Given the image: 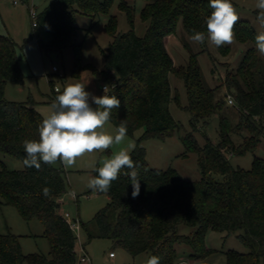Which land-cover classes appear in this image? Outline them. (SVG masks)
I'll use <instances>...</instances> for the list:
<instances>
[{"label": "trees", "instance_id": "16d2710c", "mask_svg": "<svg viewBox=\"0 0 264 264\" xmlns=\"http://www.w3.org/2000/svg\"><path fill=\"white\" fill-rule=\"evenodd\" d=\"M110 1L100 4L96 0H50L36 14V26L32 28L34 33L44 30L50 34L43 47L51 54L71 48L73 76L83 68L89 69L97 80L109 85V94L121 101L120 108L112 110L108 121L115 129L121 121L126 122L129 136L142 129L135 149L130 151L137 164L139 196L131 195L133 189L127 175L130 170L126 168L108 191L95 190L104 193L108 202L89 222L78 221L85 236L82 248L93 239H105L131 257L144 253L147 258L159 256L160 264H176L180 260L174 249L176 245L188 247L193 252L188 260L197 261L209 252L202 243L205 231L225 236L241 232L236 237L247 252H226L225 264H264V158H254L250 168L243 170L232 168L226 156L253 152L264 136V56L256 48L254 31L246 23H236L235 39L249 46L236 69H226L222 78L226 96L232 99L238 112L234 130L245 131L247 136L234 146L229 137L232 129L221 119L217 144L207 141L199 147L190 135L185 137L186 150L197 156L200 174L199 181L189 182L171 168L149 167L139 143L171 135L176 128L168 110L172 100L177 103V96L169 86V75L183 83L187 106L179 108L189 113L192 129L222 108L223 100L215 101L214 89L202 81L195 55L190 54L185 66L176 67L166 48V40L174 34L178 21L190 37L193 29L206 34L205 21L213 9L209 0H143L140 17L147 22L144 35L137 37L132 28L116 33V21L111 17L105 25L111 41L102 53L103 70L97 71L89 64L82 67L80 44H71L76 30L75 16L106 13ZM119 7L131 26V8L124 1ZM198 44L203 50L205 42ZM217 49L227 54L226 47ZM7 82L21 84L23 76L13 42L0 36V155L22 163L19 170H7L0 162V204L14 207L26 222L37 219L49 251L47 256L24 255L17 236L6 233L0 235V264H76L77 240L59 213L58 200L66 190L64 172L43 162L39 170L24 166L23 141L39 139L38 127L43 119L29 101L4 100ZM54 93L51 104L58 95ZM96 175L93 170L92 177ZM213 175H218L220 180H215ZM44 187L50 189L47 196L42 192ZM180 224L194 228L192 237L177 234Z\"/></svg>", "mask_w": 264, "mask_h": 264}, {"label": "rangeland", "instance_id": "374dc122", "mask_svg": "<svg viewBox=\"0 0 264 264\" xmlns=\"http://www.w3.org/2000/svg\"><path fill=\"white\" fill-rule=\"evenodd\" d=\"M12 1L0 0V36L8 37L13 42L23 82L21 84L7 82L4 86V100L18 103L29 101L30 106L43 119L50 109V100L56 95L54 88H60L62 92L68 84L82 83L86 86V91L97 96L102 94L101 86L107 83L97 80L89 69L83 68L77 76L72 75L74 58L71 48H65L52 57L54 54L43 47L50 40V34L44 30L33 32L29 9L38 14L50 0H18L17 5H13ZM96 1L101 4L104 0ZM121 1H124L132 10L131 26L125 12L119 7ZM232 3L240 16L237 23L248 24L255 35L264 32V27H261L257 20L259 10L255 7L256 0H232ZM144 4L143 0H111L106 13H98L92 17L76 15L73 23L76 30L71 38V44H80V66L89 64L97 71L103 70L102 53L106 52L111 41V37L106 33L105 25L111 17H114L116 21V33H125L132 28L137 37H142L147 27V22L142 21L140 17ZM248 46L234 39L231 45L223 46L227 48V54H222L206 39L202 50L201 46L185 33L181 21H178L174 34L166 40L167 52L173 65L185 66L190 54L195 55V62L200 69L202 81L214 89V100L222 99L224 103L219 111L214 112L205 120V123H199L195 129H192L189 125V113L179 108V106H187L183 83L169 75V86L173 95L177 96V103L172 100L168 105V110L176 123V128L171 135L151 138L139 143V146L145 150V160L149 167L158 170L171 168L179 174L182 180L199 181L197 156L186 150L185 137L190 135L199 147L207 141L215 145L219 140L221 119H225L232 129L229 137L233 145L238 146L242 143L247 133L234 130L238 122V112L234 104H227L222 78L226 69L229 71L236 69ZM53 68L55 71L52 70ZM105 130L110 134H115V128L109 122L106 123ZM141 133L142 129H139L131 136L127 135L122 144H114L102 153L85 154L78 158L76 164L70 168H65L59 161L52 165L62 170L66 179V190L58 200L59 213H67L70 218L77 219L83 224L89 222L93 215L108 202L104 193H98L88 187L93 170L102 166L104 159L111 158L121 149L130 152L128 145H135ZM226 156L232 168L248 170L254 158H264V136L260 138L253 152H245L241 155L227 153ZM0 162L7 170L22 168L20 161L3 158L1 155ZM212 177L220 180L218 175ZM6 233L17 236L22 254L48 255L49 247L42 235L43 228L40 222L35 218L26 222L20 218L14 207L0 204V235ZM193 233L194 228L182 224L177 227L178 235L192 237ZM240 233L225 236L216 231H205L202 243L209 252L197 261L188 260V255L193 254L188 247L176 245L174 249L180 258L176 264H225L226 252L233 251L240 254L247 252L236 237ZM77 236V243L84 244L85 236L81 229ZM84 247L98 260L103 256L106 257L109 252L116 256L115 259L100 264H146L148 259L144 253L131 257L105 239H93Z\"/></svg>", "mask_w": 264, "mask_h": 264}, {"label": "clouds", "instance_id": "9594fccd", "mask_svg": "<svg viewBox=\"0 0 264 264\" xmlns=\"http://www.w3.org/2000/svg\"><path fill=\"white\" fill-rule=\"evenodd\" d=\"M209 6L213 11L205 21L206 34L193 29L191 39L200 44L207 39L217 48L231 45L235 39L234 27L240 19L232 0H209ZM255 7L259 10L257 20L264 27V0H256ZM255 41L258 52L264 56V32L257 34ZM56 92L58 95L55 102L38 127L39 139L23 141L25 167L39 170L41 162L54 165L59 161L65 168H70L85 154L102 153L114 144L124 142L127 136L126 122L121 121L114 135L105 130L112 110L121 106L120 99L109 94V85L103 86V94L100 96L86 91V86L82 83L68 84L62 92L60 88ZM231 102L229 98V103ZM128 148L134 150L135 145L129 144ZM125 168L130 170L127 175L133 189L131 195L137 198L140 194L137 164L126 149L104 159L102 166L94 169L97 175L89 180L88 187L101 192L108 191ZM42 192L47 196L50 189L44 187ZM146 264H160V257L152 255L146 260Z\"/></svg>", "mask_w": 264, "mask_h": 264}, {"label": "built area", "instance_id": "2783aa9c", "mask_svg": "<svg viewBox=\"0 0 264 264\" xmlns=\"http://www.w3.org/2000/svg\"><path fill=\"white\" fill-rule=\"evenodd\" d=\"M18 0H13L12 4L13 5H17ZM29 14H30V19H31V27L34 28L36 26V14L34 13V11L32 9H29ZM53 71H55V69H52ZM103 86H101V90L103 91ZM54 92H56V88H54ZM229 96H227L226 101L227 104L232 105L233 102L229 103ZM232 101V99H231ZM62 217L65 219L66 223L68 224L69 228L71 229V231L73 232V234H75L76 236V240L78 238L77 234L80 230L79 228V224L77 219H72L70 218V216L67 213H63ZM77 246L79 248L78 250V254H77V259H76V264H87L89 262V258L86 255V253L83 251L82 247H80L77 243ZM114 254L112 252L108 253V258H113Z\"/></svg>", "mask_w": 264, "mask_h": 264}, {"label": "crops", "instance_id": "0c3cea01", "mask_svg": "<svg viewBox=\"0 0 264 264\" xmlns=\"http://www.w3.org/2000/svg\"><path fill=\"white\" fill-rule=\"evenodd\" d=\"M55 55H52V57H54ZM63 214V213H62ZM78 245L80 246V247H82V245L81 244H79L78 243ZM83 249V251L86 253V255L88 256V258H89V262L87 263V264H100V263H102V262H108V260H113V259H115V255L113 256V258H108V254L106 255V257H102V259H100V260H98V258H96V256H92V255H90L89 254V252H88V250L85 248V247H83L82 248ZM78 250H79V248H78V246L76 247V252H77V254H78ZM110 253V252H109Z\"/></svg>", "mask_w": 264, "mask_h": 264}, {"label": "water", "instance_id": "95a60500", "mask_svg": "<svg viewBox=\"0 0 264 264\" xmlns=\"http://www.w3.org/2000/svg\"><path fill=\"white\" fill-rule=\"evenodd\" d=\"M24 155H25V152H24Z\"/></svg>", "mask_w": 264, "mask_h": 264}]
</instances>
